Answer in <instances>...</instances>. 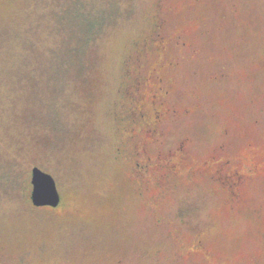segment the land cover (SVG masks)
I'll return each instance as SVG.
<instances>
[{"label": "rangeland", "instance_id": "374dc122", "mask_svg": "<svg viewBox=\"0 0 264 264\" xmlns=\"http://www.w3.org/2000/svg\"><path fill=\"white\" fill-rule=\"evenodd\" d=\"M157 17L148 95L163 87L166 112L130 147L264 167V0H0V264H264V171L235 189L185 163L165 185L117 150L128 63ZM35 165L62 207L29 202Z\"/></svg>", "mask_w": 264, "mask_h": 264}, {"label": "trees", "instance_id": "16d2710c", "mask_svg": "<svg viewBox=\"0 0 264 264\" xmlns=\"http://www.w3.org/2000/svg\"><path fill=\"white\" fill-rule=\"evenodd\" d=\"M111 12L114 13V11ZM104 18L105 17H103L102 20L95 21L90 32L91 34L95 32L98 26H102L105 21ZM153 23L154 25L152 30L142 36L140 41L136 42L138 47H136L137 49L128 63L126 71L128 74V80L123 83L124 85L122 87L123 99L121 110L116 113L118 126L116 127L115 135L117 138V150L119 153L129 157L134 155L143 156L144 154L145 156L143 157H145V161L147 160L146 162L154 168L153 175L159 178V180L166 185L163 181V176L165 177V174H168L172 177V167H174L175 163L181 161V159L175 157V149L173 152L164 154L163 156L158 155L155 159L149 156L147 150L145 149V140L150 139L152 141V139L154 140L155 137H158L160 134L158 126L160 121L163 119H161L162 111L166 112L165 105L160 102L162 96L161 90L163 87H160L159 98L154 99V95L152 93L151 95H148L153 89V87L150 86L154 77L152 69L157 68L149 65L148 62L151 60L150 55L153 56L155 52H158L163 54L165 57L167 55L168 43L167 34L163 31V19L157 17ZM96 24L98 25L96 26ZM146 67H149V73H146ZM142 68H144V71H142ZM142 89L144 91H142ZM145 89H149V91ZM142 135H144L143 138L146 139L142 140L141 144L138 142L136 146L130 147V141H133L137 138V136ZM136 165H138L137 162L131 167L132 172L134 173L133 177L138 174V172L135 171L137 168ZM149 176L150 178L152 177V175ZM142 180L145 181L146 178H143ZM169 183L167 185H169ZM29 187L32 189L31 182L29 183ZM160 194L161 193L159 192L157 196L160 197ZM29 202L32 204L31 199ZM59 207H62V197L61 202L57 207L45 206L44 208L55 210Z\"/></svg>", "mask_w": 264, "mask_h": 264}, {"label": "flooded vegetation", "instance_id": "af4514ba", "mask_svg": "<svg viewBox=\"0 0 264 264\" xmlns=\"http://www.w3.org/2000/svg\"><path fill=\"white\" fill-rule=\"evenodd\" d=\"M187 144H188V142L182 143L180 145V147L178 148V150L175 151V157L180 158L181 161H179L178 163H175L174 167H172V173L173 172L177 173L178 171H181V169H179V168H181L185 163L188 162L189 151H188L187 146H186ZM221 148H222V146H221ZM221 160L222 159L221 158L219 159L218 156L213 155L212 157H210L209 160L204 161L202 166H197L196 163H194L190 167L189 163H187L188 169H189L188 175L191 176V175H194V173L197 174L196 168H197L198 171H200V169L201 168H205L204 165H207L208 161H210V166L212 168L214 167V172H212V173L210 172L212 174V175L210 174V176L212 178L215 177L214 179L220 180L221 182H223V180H224L225 183L228 186H230V188H235L236 189V187L238 185H240L241 183L244 184V182L247 180V177L250 178L251 176H254L255 174L257 175L260 172L264 171L263 170L264 167L259 169L258 166H254L253 168H251L248 173L240 172L237 169L225 170L224 168L226 167V165H228L230 163V159H225L224 161H221ZM137 164H138V167L142 165L141 163H137ZM177 165H178V169H177ZM143 166L146 167L147 170H151V168H152L151 166H149L148 162L144 163ZM153 172H152V176H154ZM167 175L165 174V177L163 176V181L168 184L171 181V178H172V181H173V177H171L170 175H168L169 176L168 177Z\"/></svg>", "mask_w": 264, "mask_h": 264}, {"label": "water", "instance_id": "95a60500", "mask_svg": "<svg viewBox=\"0 0 264 264\" xmlns=\"http://www.w3.org/2000/svg\"><path fill=\"white\" fill-rule=\"evenodd\" d=\"M31 195L30 199L37 207H57L61 202V193L52 173L38 165L31 169L30 173Z\"/></svg>", "mask_w": 264, "mask_h": 264}]
</instances>
